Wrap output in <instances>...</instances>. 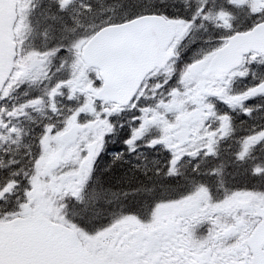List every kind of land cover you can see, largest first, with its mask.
Listing matches in <instances>:
<instances>
[{
  "label": "snow or ice",
  "instance_id": "1",
  "mask_svg": "<svg viewBox=\"0 0 264 264\" xmlns=\"http://www.w3.org/2000/svg\"><path fill=\"white\" fill-rule=\"evenodd\" d=\"M0 264H264V0H0Z\"/></svg>",
  "mask_w": 264,
  "mask_h": 264
},
{
  "label": "flooded vegetation",
  "instance_id": "2",
  "mask_svg": "<svg viewBox=\"0 0 264 264\" xmlns=\"http://www.w3.org/2000/svg\"><path fill=\"white\" fill-rule=\"evenodd\" d=\"M109 151H115L117 148L123 149L122 143H117V141L111 140L108 144ZM105 159L99 161V168L95 172L94 180L90 183L95 186L97 190L101 186L104 188H111L113 192L125 191L130 192L132 189L139 186H145L153 190L152 194L144 193H134L129 199H125L122 203L126 206L127 210L136 212L142 218L145 217L143 211V206L145 203L151 205L155 200L163 198L165 194L168 196H177L180 192L184 191L183 187H177V180L179 178H169L163 176H153L152 173H149L147 176L139 170H132L130 167H115L108 168V164L111 161V156L109 153H105ZM118 171H123L127 175H132V181L128 184L124 183H112L109 182V176L112 173ZM174 189V190H173ZM91 191V189H90ZM96 210L104 214L105 219H109L107 213L104 212V209H107L109 212L112 210V206L109 204H100V201H96L94 205Z\"/></svg>",
  "mask_w": 264,
  "mask_h": 264
},
{
  "label": "trees",
  "instance_id": "3",
  "mask_svg": "<svg viewBox=\"0 0 264 264\" xmlns=\"http://www.w3.org/2000/svg\"><path fill=\"white\" fill-rule=\"evenodd\" d=\"M132 175H127L126 173H124L123 171H118V172H114L109 176V182L112 183H130L133 179H132Z\"/></svg>",
  "mask_w": 264,
  "mask_h": 264
},
{
  "label": "rangeland",
  "instance_id": "4",
  "mask_svg": "<svg viewBox=\"0 0 264 264\" xmlns=\"http://www.w3.org/2000/svg\"><path fill=\"white\" fill-rule=\"evenodd\" d=\"M100 204L104 205V204H106V203H104L103 201H100ZM92 207H94V206H90V212H91ZM94 208H95V207H94ZM95 209H96V208H95Z\"/></svg>",
  "mask_w": 264,
  "mask_h": 264
}]
</instances>
